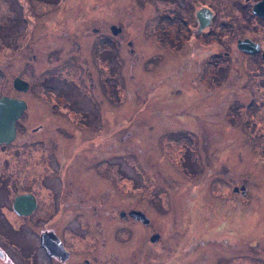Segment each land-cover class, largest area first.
I'll use <instances>...</instances> for the list:
<instances>
[{
  "label": "rangeland",
  "instance_id": "rangeland-1",
  "mask_svg": "<svg viewBox=\"0 0 264 264\" xmlns=\"http://www.w3.org/2000/svg\"><path fill=\"white\" fill-rule=\"evenodd\" d=\"M231 4L232 0H0V96H15L11 88L21 78L31 83L27 98L32 108L54 110L47 105L51 89L55 96H72L73 107L90 115L81 130H72L61 114H55L53 122L54 130L60 126L59 142L54 143L60 181L68 186V177H73L79 184H74L76 193L82 186L86 189L83 199L71 195V188L61 194L67 197L65 204L76 208L69 220L71 212L63 207L58 227L73 251L93 249L95 244L70 238L60 224L76 226L78 217L83 224L88 220L86 208L91 212V230H106L111 243L107 253L89 256L115 253L123 258L119 264H180V259L181 264H264L260 153L264 139L257 138L258 145L251 147L255 131L264 132L262 64L236 50L237 40L249 31L221 33L217 46L204 39L197 47L192 35L197 27L195 11L202 7L218 9L213 30L222 21L229 29L234 20ZM114 27L121 29L118 36L123 35L118 38L121 48L115 49V56L124 58L121 80L112 79L109 62L100 61V53L118 43ZM105 33L115 43L104 44ZM181 33L187 38L175 43ZM213 53L218 55V66L214 70L208 65V72ZM210 75L219 77L217 88L209 85ZM89 80L97 88L94 82L92 89L87 87ZM177 87L183 92L174 93ZM38 99H43L44 108ZM62 103L69 104L65 98ZM180 110L187 121L178 119ZM191 116L199 119L198 142L187 129L196 128ZM36 126L28 133L30 141ZM22 143L19 139L17 145L0 148V175L32 174L39 167L36 160L46 161L51 153L48 145L47 153L34 151L33 143ZM24 162L28 164L22 171ZM47 165L40 168L46 170ZM95 207L113 214L117 209L145 210L159 222L170 217L171 228L174 217L186 221L187 227L182 235L173 236L168 253L165 222L159 225L162 230L156 227L163 236L162 248L156 245L159 241L150 243L152 232L145 230L149 239H142V226L121 221L123 225L112 227L111 219L95 214Z\"/></svg>",
  "mask_w": 264,
  "mask_h": 264
},
{
  "label": "flooded vegetation",
  "instance_id": "flooded-vegetation-1",
  "mask_svg": "<svg viewBox=\"0 0 264 264\" xmlns=\"http://www.w3.org/2000/svg\"><path fill=\"white\" fill-rule=\"evenodd\" d=\"M220 10L219 4L216 6ZM216 7L210 8V7H202V10H196L195 11V19L197 23V27H195L194 32H192V35L196 38L197 41H195V45L199 47L198 45L204 42V39L206 42H214L215 46L218 45V42L220 40L221 33H228L230 31H238L240 33H243L244 31H249L248 36H245L242 39H238V52L244 53L245 55H249L256 61L255 63L259 65L262 64L264 67V0H232V4L229 7V11L231 13V16L234 20L231 22L234 24V26L230 22V28L228 29L225 25H227V21H222V23L218 24V29L213 30V25L215 23V19L217 18V12L218 9ZM206 9L213 10V19L211 20L209 26L206 28L202 26V24L206 25L208 22V14L206 13ZM201 15L202 21L199 18ZM225 15V12H224ZM236 15L239 16L240 19L236 18ZM183 17V16H181ZM180 17V18H181ZM187 18V15L185 16ZM183 21L181 20L178 24L179 29H183ZM208 25V24H207ZM238 27V29H237ZM113 32V30H112ZM103 35L104 44L109 45L110 42L115 43V39L118 41L116 45H112L110 47L109 51L101 52L100 58L101 63L104 64L105 62H109V73L110 77L112 79L118 80L123 77L122 74V65L124 58L122 56L116 55L115 56V49L121 48L120 46L122 43L118 39L119 37L122 38L123 35H117L114 40L111 39L110 36ZM114 34V32H113ZM186 34V33H185ZM181 33L179 37L174 38L175 43H179L181 40H184L187 38L188 34ZM115 35V34H114ZM193 37V38H194ZM191 38V39H193ZM190 40V39H189ZM244 41H248V45L245 47V50H241L239 47V43ZM172 47L180 48L179 51L182 49V46H170V49H174ZM130 53L133 52V49L130 51ZM211 59H209L207 63V71L211 72L208 65H212L214 70L218 66V55L212 54L209 55ZM239 61V59H237ZM259 60V63L257 62ZM196 64H198V59H195ZM114 63V65H113ZM112 64V65H111ZM257 69L258 66L254 65ZM259 65L261 68L260 70L264 71L263 67ZM102 68V66H101ZM202 69V68H201ZM203 70L201 71V77L200 82L203 83L202 75ZM205 72V70H204ZM119 73V74H118ZM218 73H220V68L218 70ZM119 76V78H118ZM219 77H214L210 75V78L207 79L209 85L213 84L215 88H217V83H219ZM94 80H89L87 82V87L92 89L93 84L97 88ZM217 82V83H216ZM93 83V84H92ZM15 90L13 87L11 88ZM11 91V90H10ZM30 91V90H29ZM29 91L27 93L23 92H16L15 96H11L8 94H5V96H9L16 99H22L25 100L28 104L27 109L22 114L21 118L17 121V135L15 140L12 143H3L0 144V148L11 146V145H17L19 142V139L22 140L23 146H28L30 144H34V151L38 152L39 149H44V151H47V146L50 149V155L48 156V159L46 161H41L40 159L36 160V164H38L39 167L34 173L27 174V172H21L17 175L18 171H15L14 173H8L5 172L0 175V264H119L122 263V257H119L115 253H112L111 255H106L103 257L95 256L89 254H97L99 251L106 252L107 248L111 244L108 239H106V235H108V232L106 230L102 231H96L95 229L91 230V212L88 211L86 208L85 210L88 212V220H84V223L82 224V220L78 217L76 226L71 224H65L63 228L68 233L67 235H70V238L79 239L82 240L84 243H94L95 246L93 249L83 250V251H73L70 246L68 245V242L64 239L63 234L61 231H59V221L61 220L60 213L63 210V207L68 209L71 213L70 216L74 215V212L76 211V208L69 207L68 203L65 204L66 196L64 198H61V194L64 195L63 191L65 189H70V194L75 196L81 197L83 199V196L81 193H83L86 189L82 186V191L80 190V193H76L74 190V184L79 185L76 181L73 180V177H68L69 182L68 186H66L65 181H60L59 177V171L58 169V161L54 157V151L55 146L54 143L59 142V128L60 126H56V129L53 128V122L55 121V114H61L65 117L67 122L72 126V130L78 129L81 130L82 127H86L90 118V115L87 113H82L75 109L73 107L74 100L71 97L67 96H59L58 94L55 96L53 91L50 89L49 97L50 100L47 99V105L50 107V104L53 105L54 110H46L43 107L42 100L38 99L37 101L41 103V107L44 108V110H40V108L37 106L31 105V101L27 98V95L29 94ZM183 90L181 87H177L176 92L174 93H182ZM4 95H1L3 97ZM174 96V95H173ZM177 97V96H175ZM181 97V96H179ZM44 99L45 96L43 97ZM67 99L69 104H61V99ZM46 103V102H45ZM65 106L67 110H61V108ZM184 117L183 111L180 110L178 119H182ZM186 119V118H185ZM189 119H192L196 122V128L193 130L192 128H187L189 130L190 135L193 136L194 142H198L199 138L196 136L198 135V122L199 119H197L195 116L189 117ZM187 121V119H186ZM184 123V122H182ZM202 125L205 124L201 122ZM33 124H37L35 128H32V131H35L33 135V139L30 141L29 131ZM51 125V126H50ZM50 126V128H48ZM25 130V131H24ZM47 131H52V133H45ZM25 137V138H24ZM181 139V138H180ZM191 139V138H190ZM46 142V143H45ZM197 149H199L200 155L202 154V149L200 145H197ZM53 156V159L51 158ZM199 156V155H198ZM201 159H203V156H201ZM25 165L21 167L22 171H24L27 167L28 162H24ZM44 164L47 165V169L43 170L40 167H44ZM4 170V168L2 169ZM1 170V171H2ZM62 185V186H60ZM62 191V193H61ZM117 196L120 194V190L117 189L116 192ZM121 197V196H120ZM246 197V196H245ZM248 199H250L249 196H247ZM17 199H21L20 201V207L17 209L15 207V204L17 202ZM227 200H230L227 197ZM250 201V200H249ZM117 207V206H116ZM90 209V207H89ZM100 208L95 207L93 211H95L96 215H99V212L101 215L105 216L106 219H111V225L112 227H116L117 225H123V223H120L121 221H126L124 223H130L137 226H142L145 228L143 230L144 235L143 238L149 239V233L152 232L150 236V243L154 244V241H159L160 247H164L165 244V250L169 253V250H171L172 246V239L173 236L176 233L183 234V232L186 230L187 222L182 221L174 217V224L171 228V220L168 219L170 217H164L159 222L153 214L152 216L145 210L140 209H132L131 211H125L117 209L116 213L113 214V210H104V212L99 211ZM131 212H141L144 213L145 216L148 218L149 222L146 223L142 218H137L131 216ZM156 215H161L158 211L156 212ZM60 216V218H59ZM159 222V224H158ZM167 226L166 230H162L159 225L161 223H164ZM101 223L99 222V226ZM164 225V224H163ZM161 226V225H160ZM157 228H160L165 233V242L163 244V236L162 234L156 230ZM155 228V230L153 229ZM145 230L148 231L145 233ZM119 233H123L120 232ZM142 233V234H143ZM140 235V234H139ZM56 237L60 240H56ZM93 237V241H89L88 238ZM104 238V239H103ZM185 238V234H184ZM141 240V236L137 238ZM71 242L76 243L74 240L70 239ZM161 240V241H160ZM161 242V243H160ZM170 243V244H169ZM223 243V242H222ZM63 246H62V245ZM139 246V245H138ZM138 249V248H137ZM137 258V260L144 263V258H141L142 256H133V259ZM104 259V260H103ZM179 263H182V259H180ZM136 264H141L140 262H136Z\"/></svg>",
  "mask_w": 264,
  "mask_h": 264
},
{
  "label": "water",
  "instance_id": "water-1",
  "mask_svg": "<svg viewBox=\"0 0 264 264\" xmlns=\"http://www.w3.org/2000/svg\"><path fill=\"white\" fill-rule=\"evenodd\" d=\"M205 10L209 18L207 22L208 25L202 24V26L206 28L207 26H209L211 20L213 19V13L211 12V10H208L206 8ZM199 18L202 21L201 15L199 16ZM112 30L115 35H118L121 32V29H118L117 27H114ZM247 43L249 42L241 41L239 43V47L241 48V50H245V47L248 45ZM14 89L19 92L27 93L30 89V84L21 78H16V80L14 81ZM27 107V102L22 99H16L9 96H3L0 99V144H9L15 140L17 135V121L21 118ZM20 201L21 199H17V202L15 204V207L17 209H19L20 207ZM131 216L142 218L146 223L149 222L144 213L131 212Z\"/></svg>",
  "mask_w": 264,
  "mask_h": 264
},
{
  "label": "trees",
  "instance_id": "trees-1",
  "mask_svg": "<svg viewBox=\"0 0 264 264\" xmlns=\"http://www.w3.org/2000/svg\"><path fill=\"white\" fill-rule=\"evenodd\" d=\"M238 114H243V112L242 111H238ZM253 124H257V122L255 121ZM255 133H256V137L251 139V141H252V146L251 147L258 145V143H256L257 138L258 139H264V132L257 134V132L255 131ZM260 151H261L260 153L262 155V158L264 160V145L262 146V148H260ZM204 170H205V168L203 169V171ZM197 185H198V183H197Z\"/></svg>",
  "mask_w": 264,
  "mask_h": 264
}]
</instances>
